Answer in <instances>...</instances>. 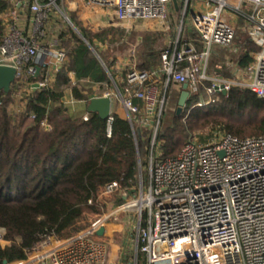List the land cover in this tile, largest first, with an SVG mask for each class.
<instances>
[{
    "label": "built area",
    "instance_id": "built-area-1",
    "mask_svg": "<svg viewBox=\"0 0 264 264\" xmlns=\"http://www.w3.org/2000/svg\"><path fill=\"white\" fill-rule=\"evenodd\" d=\"M8 1L10 7L2 16L0 66L14 67L12 84L22 86L27 74L36 75L39 65L46 75L38 88L47 86L68 59L58 29H50L60 25L53 19L56 9L64 23L73 21L58 0ZM89 2L113 8L114 27L135 19L162 20L167 29L172 24L173 0ZM178 4L174 36L162 49L160 66L129 67L116 76L108 70L113 89L96 95L111 99L109 134L115 113L131 123L135 135L137 127L141 135L150 132L148 181L140 173L138 185L123 192L119 209L96 216L87 229L64 239L46 237L25 260L12 264H113L108 243L97 231L121 210L133 214L135 258L118 264H264V133L241 138L221 132L207 142L192 136L177 156L166 159L159 157L157 139L171 87L187 83L188 98L203 87L209 101L198 100L193 107H202L234 87L264 98V0H178ZM238 30L257 47L249 80L232 72L224 77L211 69L216 47L240 51L233 46ZM71 79L73 84L78 81L74 72ZM116 192L120 184L113 181L101 196ZM0 244H9L2 227Z\"/></svg>",
    "mask_w": 264,
    "mask_h": 264
},
{
    "label": "trees",
    "instance_id": "trees-1",
    "mask_svg": "<svg viewBox=\"0 0 264 264\" xmlns=\"http://www.w3.org/2000/svg\"><path fill=\"white\" fill-rule=\"evenodd\" d=\"M9 7L8 0H0V42L5 30L2 16ZM172 12L177 15L174 4ZM72 29L70 26L57 31L68 59L53 82L32 88L31 84L44 80L43 69L38 76L27 74L25 85L12 84L8 93L0 90V227L9 241L5 247L0 244V264L25 260L46 237L60 238L84 216L104 213L107 202L98 197L106 185L118 181L120 191H129L138 185L140 167L149 163L150 132L144 130L142 135H135L131 123L115 113L109 134L108 118L103 119L96 112H88L87 119L69 113L63 100L67 88H71L74 98L88 104L92 93L81 78L98 83L109 80L102 64L91 55L89 45ZM83 35L88 39L86 33ZM256 51V45L246 40L235 56L238 68H249ZM161 52L157 62L150 57L154 52H150L138 69L160 66ZM102 59L112 73L111 66ZM71 72L80 78L76 84L72 83ZM182 86L171 87L168 101L175 102L176 113L164 130L161 126L159 129L161 159L177 156L184 146L182 137L175 136L183 130L177 113ZM202 95L203 87L199 94L188 98L183 110L198 108L193 105ZM216 96L219 101L211 105L213 111L232 116L247 114L250 130L228 125L229 133L241 138L264 133V98L241 87ZM11 105L18 111L12 112ZM123 200L122 196L119 203Z\"/></svg>",
    "mask_w": 264,
    "mask_h": 264
},
{
    "label": "rangeland",
    "instance_id": "rangeland-1",
    "mask_svg": "<svg viewBox=\"0 0 264 264\" xmlns=\"http://www.w3.org/2000/svg\"><path fill=\"white\" fill-rule=\"evenodd\" d=\"M71 4V3H70ZM174 4V3H173ZM58 6L63 11L64 8H67L66 0H58ZM88 7V6H87ZM93 8V7H92ZM78 9L76 11H71L69 15L70 19L73 21V27L70 23H64L63 20L60 19V15L58 13V9H56L57 13L54 14L53 19L60 22L58 26V31H63L65 28L70 26L75 30L74 32L81 38H83V42H89L91 46L85 42V44L90 48V53L92 56H95L99 62L102 64L103 70L109 77L107 82L96 83L91 80L81 78L82 84L86 86L87 90L92 94H100L103 92L111 91L113 89V82L110 78L108 68L106 67L104 60L111 66L112 74L114 76L124 74L129 67L139 68L138 65L140 62L146 59V56L150 54V52H154L155 55L150 56L153 59H156L160 50H162L169 42V40L174 36L173 25L175 21L173 20L175 17L174 12H170L169 21L172 22L170 29H167L165 22L162 20H128L123 25H118L116 27H106L107 23H101L97 20L99 8L93 9ZM82 10H84L82 12ZM88 15L94 16L93 21L89 18ZM109 16V12H103L100 17H103V20H107ZM112 18V17H111ZM177 19V17H176ZM103 26H105L103 28ZM72 29V30H73ZM87 34L88 39L83 35V32ZM82 32V33H81ZM83 36H81V34ZM90 39V40H89ZM249 38L243 34L240 30L237 32V37L234 41V47L241 48L242 44L248 40ZM92 41V43L90 42ZM72 43H70L66 47H70ZM216 55L211 60V69H214V65H222L223 70L221 74L226 77L231 76V70H239L237 69V65L235 62V56L238 53H234L231 48H218L216 51ZM71 57V56H70ZM70 58V62H71ZM155 63V62H154ZM251 66L249 67V69ZM248 69V71H249ZM236 72V71H235ZM246 77H250V72L246 75ZM80 79V78H79ZM65 94V92H64ZM91 94V95H92ZM199 100H203V102H208L209 98L205 95H202ZM222 98H220V101ZM218 96H214L213 101L207 103L202 107L195 108L194 110H182L178 116L180 117V125L182 126V131L178 130L175 136L182 137V144L188 140L190 137H196L203 142L211 141L216 137L218 133L228 132L227 126L231 125L233 128L249 131L250 126L247 125V114L246 115H229L220 113L218 111H213L211 107L214 102H218ZM173 100H169L166 106L165 115L162 119L161 130H164L165 126L168 125L176 113V105ZM117 103H114V109H117ZM12 112L17 110L16 106H10ZM212 109H211V108ZM121 113L123 110L120 108ZM242 136H249L242 135ZM181 140V139H180ZM141 166V164H140ZM140 173L142 174L144 182L148 181V164L140 167ZM123 196V191L116 192L109 196H100L99 200L107 202V208H105L104 213H110L115 208H118L124 203V200L119 203V198ZM103 214V213H102ZM101 214H90L84 216L71 231V234H75L76 232L82 231L86 226L90 224L92 220L95 219L96 216H100ZM116 223L120 222V231L113 233V245L115 250V256L120 251V257L123 258V261L129 260L130 263L133 262L135 258V250L131 243L133 237H128L130 248L122 247V242L127 236V233L134 231L135 221L133 218V214L130 211L121 210L120 214L116 217H110L108 223ZM65 235V234H64ZM63 235V236H64ZM101 239V238H100ZM109 238L105 240L109 244ZM110 245V244H109ZM120 246V249H119Z\"/></svg>",
    "mask_w": 264,
    "mask_h": 264
},
{
    "label": "crops",
    "instance_id": "crops-1",
    "mask_svg": "<svg viewBox=\"0 0 264 264\" xmlns=\"http://www.w3.org/2000/svg\"><path fill=\"white\" fill-rule=\"evenodd\" d=\"M66 3H67V8H64V10L68 13V15L71 14L72 9H73V11H76L79 8L80 9H89L90 8L91 9L93 7V8H99L100 11H98L97 20H99L101 23H107V26L106 27H111L113 21L115 20V10L113 8H110V7H105V8L104 7H99V6H96V5L92 4V3H90L89 0H66ZM83 11L84 10H82V12ZM106 11L109 12V16H108V19L107 20H103V17H100V15L103 14V12H106ZM176 11H177V15L175 14L174 20H176V17H178V10H176ZM88 16H89L90 19L94 17V16H91V15H88ZM91 20L93 21V19H91ZM22 24H24V25L27 24V20L24 19L23 22H22ZM104 27L105 26H103V28ZM56 28H58V27H56ZM218 48H220V47H216L215 50L217 51ZM216 54H214L212 56V58ZM237 69H239V70H235L236 71L235 72L232 69L231 72L234 73V74H239V75L243 76V78L245 80H249L252 77V75H253L251 68L250 69L249 68H247V69L237 68ZM248 69H249V71H248ZM222 70H223V66L222 65L215 64L214 65V69L212 71H215L217 73H221ZM249 72H250V77H246V75ZM77 79H79V78L77 77ZM87 79L88 80H91L90 78H87ZM91 81L94 82L93 80H91ZM96 95H98V94H92V95H90V99L91 98H94V97H97ZM63 100H64L65 105L68 107V111H69V113L71 115H73V116H85L88 113V109H87L88 104H87V102H85L84 100H80V99L74 98V96L72 94V91H71V88H67L65 90V94H64ZM119 208H120V206L118 208H115V209H119ZM91 222H90V224H91ZM76 225H74L75 228H76ZM89 225L86 226L83 230L87 229L89 227ZM74 227L72 226L70 229H68V231L65 233V235L62 236V237H60V239H64V238L70 236L71 235V231H72V229ZM117 231H120V222H116V223H111L110 222V223H107L106 226L104 227V233H103V235H101V236L99 235L100 238L103 241H106L105 239L106 238H109L107 240H109V244H110V245L108 244L109 251H110V263H113V264H118L119 262H122L124 260V257L123 258L120 257V251L119 250H118L117 255L115 256V253L116 252L114 250V245L112 244L113 243V240H114L113 237H112L113 236V233L114 232H117ZM131 234H132V232L127 233V236L123 240V242H122V247L123 248L124 247H127V248H130L131 247L130 244H129V242H128V240H129L128 237H131ZM119 249H120V246H119Z\"/></svg>",
    "mask_w": 264,
    "mask_h": 264
},
{
    "label": "water",
    "instance_id": "water-1",
    "mask_svg": "<svg viewBox=\"0 0 264 264\" xmlns=\"http://www.w3.org/2000/svg\"><path fill=\"white\" fill-rule=\"evenodd\" d=\"M173 3L176 7V10H179V4L178 0H173ZM81 34V33H80ZM82 36V34H81ZM84 38V37H83ZM85 42L89 44L86 39H84ZM41 67L38 65L37 66V73L36 76L40 74ZM16 77V69L14 67L10 66H0V90H3L5 92H9L11 88V84L14 82ZM39 87V83L35 82L33 84V89H37ZM183 90L179 96L178 100V107H177V113L179 114L184 107L186 106L188 97H189V91H188V84L185 83L183 84ZM223 93L226 94V91L223 90ZM88 112H96L99 114V116L103 119H107L110 115V110H111V99L110 97L104 96V97H94L91 98L88 106H87ZM136 132L138 136L141 135V129L139 127L136 128ZM104 233V227H101L98 231V235H103ZM5 264H7V261H5Z\"/></svg>",
    "mask_w": 264,
    "mask_h": 264
}]
</instances>
